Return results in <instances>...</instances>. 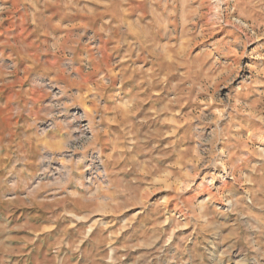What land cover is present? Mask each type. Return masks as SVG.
<instances>
[{"label":"rangeland","instance_id":"obj_1","mask_svg":"<svg viewBox=\"0 0 264 264\" xmlns=\"http://www.w3.org/2000/svg\"><path fill=\"white\" fill-rule=\"evenodd\" d=\"M29 3L0 0L31 27L0 71V264H264V0Z\"/></svg>","mask_w":264,"mask_h":264},{"label":"crops","instance_id":"obj_2","mask_svg":"<svg viewBox=\"0 0 264 264\" xmlns=\"http://www.w3.org/2000/svg\"><path fill=\"white\" fill-rule=\"evenodd\" d=\"M38 1L39 0H29V2H30L29 5L36 7L37 5L35 3H38ZM12 2L14 3L15 1H12ZM19 6H18V8H16L17 9L16 13L10 14L8 11V12L3 14L4 24L0 25V71L5 70V68L7 67V64H9V63H11L13 65V69L16 68V70H19V65H16V64L19 63L20 60H18L16 58L14 51L11 49V46L9 47V45L15 44V43L10 42V38L13 37L14 41L25 39L27 36V33L30 32L29 30H31L30 26H25L26 21L23 19V18H25L23 15L25 12H21V10H19ZM44 7H46V6H44ZM42 18H43V16H42ZM58 23H61V25H59L58 27H59V29H62L61 27L64 26L65 21L64 22L58 21ZM50 28H51L50 32L52 34L57 35L58 33H60L58 30H55V28H53L52 26ZM47 31L49 32V29ZM61 32L63 33V31H61ZM44 38L47 39V37H44ZM24 54L29 55V56L30 55H34V56L37 55L34 52L30 51L29 48L25 49ZM51 54L55 55L54 52H52ZM58 61L59 60L55 57L50 58V63H52V65L59 66ZM11 79L12 78H8L7 80L6 79H0V107H3L2 109H5V111L7 113L13 112L17 106V104L14 102V100L10 99V96L8 93L12 89L10 88L11 84H7V82L13 81V79L12 80ZM0 118H1V116H0ZM31 120H32V117H30L29 114H24L23 116L13 115L10 119V122L15 121L16 124L21 126L22 133L24 135H26V134L30 135L31 129H28L27 124ZM0 133H3V132L0 130ZM59 134L60 133H58L57 135L59 136V138H61V136ZM41 147L42 146H40V144L34 145L32 143H23L21 145V148H23V150L25 151L23 153L24 156H20L19 153H16L17 155H15L12 160H10V162L19 169V173H20L19 175L20 176L22 175L26 179L31 177V175H32L31 170L33 169V166L36 165V158L38 157V151H40L39 149H41ZM3 149H4L3 147L2 148L0 147V155L4 154ZM71 183H72V181L70 182V184ZM75 185L76 184H73V186H75ZM76 195H78V194L76 193Z\"/></svg>","mask_w":264,"mask_h":264},{"label":"built area","instance_id":"obj_3","mask_svg":"<svg viewBox=\"0 0 264 264\" xmlns=\"http://www.w3.org/2000/svg\"><path fill=\"white\" fill-rule=\"evenodd\" d=\"M9 65H10V64H9ZM44 85L49 87V83H48V81H45V82H44ZM49 129H50V128H48L47 130H49ZM92 170H93V169H92ZM95 175H96V176H95L96 178H97V177H100V176H99L100 173H97V174H95Z\"/></svg>","mask_w":264,"mask_h":264}]
</instances>
